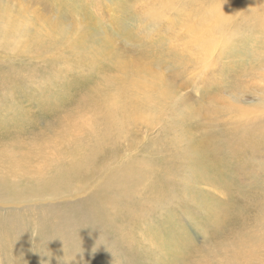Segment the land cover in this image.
I'll return each instance as SVG.
<instances>
[{"label":"rangeland","instance_id":"rangeland-1","mask_svg":"<svg viewBox=\"0 0 264 264\" xmlns=\"http://www.w3.org/2000/svg\"><path fill=\"white\" fill-rule=\"evenodd\" d=\"M211 1L215 0H0L7 18L24 22L19 33L8 40L0 38V66L16 78L12 88L6 86V76L0 77V133H15L12 138L0 136V264H125L126 250L110 241L114 232L109 223L103 225L101 234L89 227L86 233L75 228L82 225L75 206L83 204L94 210L102 189L109 188V164L122 163L143 146L180 133L183 126L202 130L214 122L219 127L226 122L240 123L264 108V24L239 20L223 27L208 13ZM223 8L227 12L231 9L227 5ZM222 28L226 30L220 31ZM83 40L91 42L88 52L92 58H82L70 50L73 47L77 51L78 41ZM110 75L155 83L152 92L158 96L149 105L142 101L149 90L128 85L121 89L119 82L105 83L100 91L105 94L99 97L104 100L110 94L108 97L126 106L121 112L118 103L109 117L116 125L115 133L120 131L121 122L125 125V136H115L113 146L102 144L98 150V162L104 163L100 172L93 175L85 170L83 179L78 178L81 181L62 179L67 166L88 143L82 135L83 124L96 116L88 108L79 109L75 101L62 105L54 97L59 85L74 78L82 97L88 98L85 87L102 83ZM74 96L72 92L68 97ZM97 120L92 121L95 129ZM128 142L134 146L125 147ZM113 149L119 151L115 160L109 153ZM255 159L262 160L258 155ZM212 189L211 193L226 197ZM99 202L108 210L103 201ZM61 203L73 206L62 212L58 210ZM107 210L105 218L110 212ZM43 215L53 216L48 220L51 226L45 239L40 238L36 225ZM163 216L153 217L161 222ZM205 217L195 210L182 214L175 223L177 232L201 252L211 245L207 239L213 235L203 231ZM82 219L93 220L88 215ZM95 219L97 229L102 218L95 215ZM115 219L112 215L107 222L120 223ZM175 219L165 221L164 227ZM148 227L137 228L133 239L147 235ZM164 227L161 224L162 231H158L163 236L169 232ZM140 238L147 250V239ZM133 251L145 257L144 264H151L144 251ZM224 258L229 264H255L230 254Z\"/></svg>","mask_w":264,"mask_h":264},{"label":"bare ground","instance_id":"bare-ground-1","mask_svg":"<svg viewBox=\"0 0 264 264\" xmlns=\"http://www.w3.org/2000/svg\"><path fill=\"white\" fill-rule=\"evenodd\" d=\"M225 5L231 8L229 12L223 8ZM208 13L211 14L213 21L219 22L223 27L239 23V20L264 24V1L215 0L208 5ZM1 26L4 30L2 31L0 28V38L8 40L13 34L21 31L24 22H12L10 17L7 18L0 9ZM224 29L226 30V28H222L220 31ZM89 43L91 42L86 40L78 41L77 51L73 47L70 50L79 52L82 58L89 57V55L91 57L92 52H88ZM8 71L5 67L0 66V77L6 76L9 81L6 86L13 88L16 78L12 73L7 74ZM107 82L115 84L119 82L120 87L118 88L121 89L127 88L128 85L131 86V89L149 90L142 98V101L149 105H152L158 96L152 92L153 89L155 90V83H147L140 77L106 76L102 83L96 82L85 87L87 88L86 93L89 94L88 98L82 97V91L79 90V86L76 87L79 84L74 78L67 84L61 83L60 90L58 89L59 92L54 97H57L62 105L64 103V106L75 101L78 108L85 107L94 111L95 114L94 112L93 114L96 118L91 117V119H98L97 123H99L96 124V126L98 125L96 129L92 124L93 120L91 123L83 124L84 134L82 135L86 136L88 143L85 147L81 145L82 153L79 157L73 158L76 160L67 166L66 175L62 179H78L79 176L83 179L84 174L82 173L85 170L93 175L100 172L98 170L104 165V163L99 164L98 162L99 151L103 148L102 144L109 143L113 146L115 136L120 134L122 137L125 136L123 128L125 125L121 122L120 131L115 133L116 125L109 119L112 117V107H116L121 102L112 98L113 96L108 97L110 94L104 96V100L99 97L100 91L104 89L103 85H106ZM156 90L162 91L160 88ZM2 91L3 88L0 89V93ZM72 92L75 96L70 99L68 96ZM115 97L118 96L115 94ZM53 100L55 101L54 98ZM49 105L48 107H50ZM119 106L121 112L123 108L126 109V106L122 104ZM53 108L55 111L59 110L55 106ZM87 116L89 118V115ZM19 119L20 117H18ZM18 123L20 125L21 121ZM216 125L219 124H215V122L207 124L202 130L196 126H183L179 129L180 133L168 134L167 139H163L160 143L143 146L140 150L134 151L135 153L128 156L122 163L113 161L109 164L111 167L109 171L112 174L107 176L109 188L102 189L101 200L91 201V203L95 202L94 210L80 203L75 206L74 210L80 212L79 223L82 224L75 228L86 233V230L89 232L86 227H89L97 231V234H101L103 225L106 226L109 223L113 226L114 232V236L109 238L110 241L115 247L126 250L124 255L127 256L128 262L125 260V264L147 262L144 260L145 257L136 255L133 249L144 251L146 258L152 259V261L150 260L151 264H229L228 259L224 258L226 254L251 263L264 264V108L259 109V114L247 117L240 123L226 122V124H220V127ZM169 131L165 130L168 133ZM89 132L91 133L90 138ZM14 134L13 131L8 130L4 134L0 133V136L12 138ZM19 137L20 135L17 138ZM81 144L83 143L81 142ZM127 146L134 145L132 142H128L125 147ZM60 149L62 148L60 147ZM109 153L115 160L119 151L113 149ZM257 155L262 160H256L255 156ZM68 156L70 157V155ZM108 157L109 155L104 156L103 161ZM210 188H213L212 192L214 190V192L226 194V197H219L215 193H211ZM99 201H103L110 211L108 212L110 214L106 212V218L104 212L107 209H104V204ZM68 206L71 207L73 204L61 203L58 205V210L67 212ZM71 210L72 208L68 209L69 212ZM195 210L207 216L202 227L203 231L206 229L209 235L213 234L207 239L211 245H207L204 252L195 249L192 246L193 242L189 241L186 236H181L176 230L177 224L175 223H177L178 217L182 214H190ZM111 214L120 223L114 225L111 224L113 222H107L110 221L108 219H112ZM83 215L90 216L93 219L92 222L83 220ZM95 215L102 218L97 229L93 226L95 225L94 220H96ZM162 215H164L163 222H159L156 217L155 219L153 217ZM172 216L176 217L175 221L164 227L165 221L173 218ZM52 217V215H43L40 219L36 218L40 238L45 239L49 234L47 227L51 225H48V220H51ZM200 220L201 218H199ZM161 224L165 230L169 231L164 236L158 233L159 230L162 231L159 228ZM144 225L149 226L150 232L144 236L138 235L139 239L134 240L132 234H135L137 228L144 227ZM59 227L62 228V226ZM62 231L64 232V230ZM51 232L52 227L50 228ZM168 234L171 236L168 237ZM140 237L147 239V250H144L145 246ZM52 243L54 242L52 241Z\"/></svg>","mask_w":264,"mask_h":264}]
</instances>
